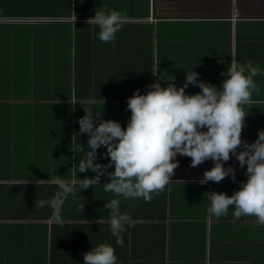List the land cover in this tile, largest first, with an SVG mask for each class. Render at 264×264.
Listing matches in <instances>:
<instances>
[{
    "label": "crops",
    "instance_id": "crops-1",
    "mask_svg": "<svg viewBox=\"0 0 264 264\" xmlns=\"http://www.w3.org/2000/svg\"><path fill=\"white\" fill-rule=\"evenodd\" d=\"M104 5L125 17L108 43L86 23ZM65 33L75 49H65ZM248 61L264 68V0H0V264H83L82 253L101 243L115 248L118 264H264L256 217L234 222V206L219 219L207 210L206 192L231 196L247 180V166L231 154L224 166L236 170L235 181L204 185L212 162L192 168L190 157L177 156L175 176L151 202L105 192L103 176L82 190V179L95 173L79 172L81 145L88 150L78 124L84 108L125 128L136 89L145 94L157 79L179 88L193 68L219 87L231 62ZM253 79L260 92L243 106L248 143L264 130V75ZM56 175L74 193L40 208L58 191ZM114 198L132 225L123 247L104 208Z\"/></svg>",
    "mask_w": 264,
    "mask_h": 264
},
{
    "label": "clouds",
    "instance_id": "clouds-1",
    "mask_svg": "<svg viewBox=\"0 0 264 264\" xmlns=\"http://www.w3.org/2000/svg\"><path fill=\"white\" fill-rule=\"evenodd\" d=\"M124 22L122 13L107 5L86 21L99 27L98 36L104 43L115 39ZM193 69L185 71V82L179 88L174 79L167 82V87H161L157 79L145 86V94L136 89L127 99L126 111L131 116L125 128L117 121L103 119L100 112L95 111L94 117V110L84 108L85 114L78 124L79 134L88 136V150L81 145L84 156L79 162V172L91 170L95 176L82 179V190L100 184L103 176L108 181L103 184L105 192L151 202L175 176L179 167L177 156L190 157L192 168L212 162L213 166L199 180L204 185L209 181L219 183L226 177L235 181L236 170L224 166L231 154L241 169L247 166L243 172L247 180L241 181L239 190L231 196L225 192H206L207 210L219 219L226 217L230 206H234V222L254 216L257 224L264 225V130L259 131L252 143L241 139L247 115L243 106L250 103L253 93L259 94L260 87L253 78L264 75V68L251 61L231 62L227 71L220 73L224 79L219 87L201 81L200 74ZM189 85L198 86L201 91L186 94ZM101 147L106 151L98 154ZM101 157L109 158V163H96ZM113 166L114 171H109ZM51 183L58 191L49 201H40V208L56 206L62 196L74 193L70 183L58 175ZM104 208L110 209L108 224L116 237V246L123 247L122 233L127 230L130 217L121 213L119 199H112ZM56 219L60 221L58 214ZM82 255L83 264H118L115 248L109 243H101Z\"/></svg>",
    "mask_w": 264,
    "mask_h": 264
},
{
    "label": "rangeland",
    "instance_id": "rangeland-1",
    "mask_svg": "<svg viewBox=\"0 0 264 264\" xmlns=\"http://www.w3.org/2000/svg\"><path fill=\"white\" fill-rule=\"evenodd\" d=\"M69 39L67 38V33H65V35H64V45H65V49H67L68 50V48L70 49V50H72V48L73 49H75L74 48V46L71 48L70 47V45H69ZM69 51V50H68Z\"/></svg>",
    "mask_w": 264,
    "mask_h": 264
}]
</instances>
